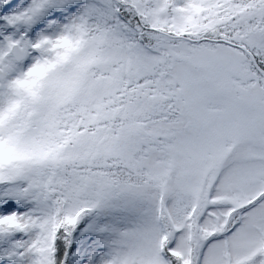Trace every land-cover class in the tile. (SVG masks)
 Segmentation results:
<instances>
[{
    "label": "snow or ice",
    "instance_id": "1",
    "mask_svg": "<svg viewBox=\"0 0 264 264\" xmlns=\"http://www.w3.org/2000/svg\"><path fill=\"white\" fill-rule=\"evenodd\" d=\"M0 264H264V0H0Z\"/></svg>",
    "mask_w": 264,
    "mask_h": 264
}]
</instances>
